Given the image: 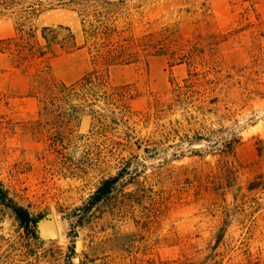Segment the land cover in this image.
Returning a JSON list of instances; mask_svg holds the SVG:
<instances>
[{"label":"rangeland","instance_id":"1","mask_svg":"<svg viewBox=\"0 0 264 264\" xmlns=\"http://www.w3.org/2000/svg\"><path fill=\"white\" fill-rule=\"evenodd\" d=\"M195 1L149 5L134 30L142 33L150 17L162 16L179 20L189 33L187 8ZM207 4L222 24L231 23L230 0ZM257 8L264 16V0ZM49 15L72 25L84 43L76 12L58 8ZM242 33L254 38L250 30ZM15 34L13 18L0 15V37ZM261 43L258 63L237 49L230 76L194 83L182 80L187 64L171 67L163 54L151 56L152 73L140 72L141 94L131 103L138 123L103 127L85 116L61 142L62 152L37 139L52 116H40L34 104L2 106L0 181L7 195L0 198V264H81L85 251L118 255L127 264L137 258L147 264H232L247 242L264 243V37ZM53 66L60 80L72 82L92 63L83 47L55 58ZM110 74L115 84L137 77L132 65L113 66ZM30 81L29 73L13 71L0 76V88L25 95ZM148 145L158 147L156 154L144 152ZM112 146L117 153L110 154ZM122 166L128 169L117 191L84 216L80 206L102 177ZM18 204L54 209L61 239L44 244L33 236ZM118 228L138 236L109 238ZM74 244L76 255L68 261Z\"/></svg>","mask_w":264,"mask_h":264},{"label":"trees","instance_id":"2","mask_svg":"<svg viewBox=\"0 0 264 264\" xmlns=\"http://www.w3.org/2000/svg\"><path fill=\"white\" fill-rule=\"evenodd\" d=\"M160 1L0 0V15H10L16 25L15 35L0 37V76L13 71L31 76L29 92L25 95L0 88V109L4 106L15 110L19 104L24 107L34 104L40 116H52L54 120L43 124L37 139L45 141L49 150L62 152L61 142L85 116L99 121L103 127L138 123L137 111L131 103L141 94L140 72L145 77L152 73L151 56L163 54L171 67L187 64L188 76L182 80L193 83L205 77L216 80L230 76L231 56L237 49L247 53L249 63H258L257 50L264 37V16L257 8L261 0H230L232 18L228 25L210 12L209 0H197L187 8L189 33L182 29L179 20L169 21L162 16L150 17L145 30L136 33L135 18L144 14L149 5ZM58 8L78 14L83 44L78 42L72 25L51 18L49 13ZM245 30H250L254 38L246 39L242 33ZM83 47L90 54L91 70L72 82L60 80L54 70V59ZM114 65L134 66L135 81L113 83L110 71ZM123 144L129 146L127 142ZM157 151L158 147L153 145L144 148L148 155ZM109 152L117 153L118 146H112ZM127 169L122 166L116 173L102 177L96 190L80 206L84 216L117 191ZM6 195L7 190L0 181V198ZM28 236H31L29 232ZM120 236L136 239L138 233L127 234L118 228L109 234V238ZM262 240L247 242L234 255L232 264H264ZM75 247L72 245L66 254L68 261L75 257ZM120 258L111 253L91 257L85 251L81 264H127ZM146 262L137 258L133 264Z\"/></svg>","mask_w":264,"mask_h":264},{"label":"water","instance_id":"3","mask_svg":"<svg viewBox=\"0 0 264 264\" xmlns=\"http://www.w3.org/2000/svg\"><path fill=\"white\" fill-rule=\"evenodd\" d=\"M18 208L23 213L26 229L42 243H54L61 239V230L54 209L35 210L25 204H18Z\"/></svg>","mask_w":264,"mask_h":264},{"label":"crops","instance_id":"4","mask_svg":"<svg viewBox=\"0 0 264 264\" xmlns=\"http://www.w3.org/2000/svg\"><path fill=\"white\" fill-rule=\"evenodd\" d=\"M114 66H117V65H114ZM134 81V79L131 77H129V78H127L125 81H123V83L122 84H125V83H129V82H133ZM121 84V83H120Z\"/></svg>","mask_w":264,"mask_h":264}]
</instances>
